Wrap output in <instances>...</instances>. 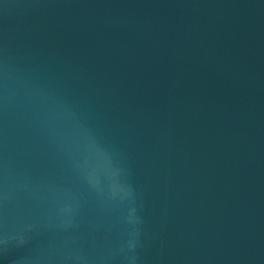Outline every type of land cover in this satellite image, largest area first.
<instances>
[{
  "label": "water",
  "instance_id": "obj_1",
  "mask_svg": "<svg viewBox=\"0 0 264 264\" xmlns=\"http://www.w3.org/2000/svg\"><path fill=\"white\" fill-rule=\"evenodd\" d=\"M0 264H264V0H0Z\"/></svg>",
  "mask_w": 264,
  "mask_h": 264
}]
</instances>
